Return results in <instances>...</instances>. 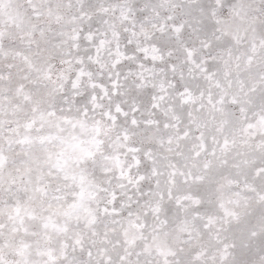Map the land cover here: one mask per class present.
<instances>
[{
  "label": "snow or ice",
  "instance_id": "6c2138e0",
  "mask_svg": "<svg viewBox=\"0 0 264 264\" xmlns=\"http://www.w3.org/2000/svg\"><path fill=\"white\" fill-rule=\"evenodd\" d=\"M0 264H264V0H0Z\"/></svg>",
  "mask_w": 264,
  "mask_h": 264
}]
</instances>
